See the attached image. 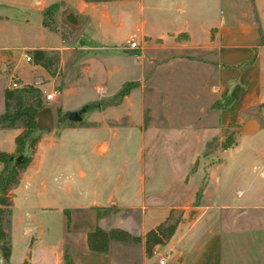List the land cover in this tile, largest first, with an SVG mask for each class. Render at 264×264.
<instances>
[{
    "label": "crops",
    "instance_id": "0c3cea01",
    "mask_svg": "<svg viewBox=\"0 0 264 264\" xmlns=\"http://www.w3.org/2000/svg\"><path fill=\"white\" fill-rule=\"evenodd\" d=\"M177 1L170 0L175 4ZM214 1L218 5L225 3V11H211L200 20H194L195 22L187 20L173 29L165 28L184 31L188 40L193 43L212 46L216 96L222 100L230 99V104L218 112V127L213 129L216 133L207 138L201 128L193 137L196 146L192 149V156L198 158L203 165L198 185L183 190L189 183L187 172L178 185L171 188L172 195L177 198L174 202L162 209L146 206L144 169H139L136 174L137 187L132 196L125 200L124 172L117 170L114 173L104 163L108 161L110 152H115L116 156L121 154L119 141L125 136L126 127H129V133L137 131L139 142L144 140L143 100L139 93L143 90L140 81L145 73L142 63L136 60L138 76L119 81L110 98L128 82H137L138 87L129 90L128 96H123L116 103L108 100L88 113L84 111V117L81 115L79 121L72 122L79 125L78 131H83L82 134L44 133L37 139L36 152L33 154L35 157L32 156L21 173L19 183L29 187L36 181L37 189H41V199H46L45 180L51 181L52 187L60 185L66 197L74 200V203L55 208L67 216L62 217L56 242L42 246L39 259L34 264H63V256L67 255L64 253L66 248L73 264H158L159 257L164 259L163 264H264V0H246L248 6L245 10H238L235 0ZM185 3L188 5L189 1ZM8 4L21 15L20 20L13 23L15 28L23 25L37 32L33 42L35 44L21 47L22 50L57 52L58 75L49 76L39 66L32 65L50 79L49 84L58 77L55 109L60 110L62 117L66 111L73 113L81 107H63V94H71L72 88L85 83L89 76L104 81V52L100 56L91 53L99 47L89 41L92 34L98 38L103 33L97 34L96 30H92L91 23L95 22L101 31L104 24H110L112 15L119 22L121 14L127 11L137 9L139 14L145 10L144 0H0V6ZM51 4H60L61 14L69 10L81 19L77 29L68 28L72 32L68 39L62 37L57 30L50 31L41 26V12ZM173 7L176 9V6ZM9 23L7 16H0V24ZM153 24L154 22L141 19L133 25L130 35L137 32L140 40L143 28H157H153ZM193 28L197 30L196 33L192 32ZM77 42L80 44L74 47ZM7 50L0 47V61L11 58L6 53ZM65 59L76 60L78 69L75 77L63 83ZM108 76L106 80L109 79ZM52 89L51 87L50 91ZM96 89L104 90L98 86ZM131 93L132 96L136 93L138 100L129 101ZM50 111L52 114L51 109ZM120 111L122 115L119 114ZM62 117L58 122L64 120ZM250 119L256 122L257 129L252 133H242L243 124ZM229 126L235 127L242 138L254 143L253 146L235 151L233 148L236 142H233L223 148L228 135L223 132L220 136L219 132ZM68 129L66 131L72 130ZM93 136H97L99 141L92 142ZM150 137L157 139L155 134H150ZM211 138H217L218 142L221 138L223 143L216 148H209ZM86 141H90L89 146L82 147V143ZM112 142L116 143L115 151H110ZM4 152L12 154L11 149ZM68 154L69 159L66 158ZM93 154L103 160L102 167L92 164ZM237 182H240L241 187L235 189ZM150 184L154 186L152 182ZM201 186L197 206H193L192 195ZM150 188L152 194L155 188ZM233 189L235 195H232ZM12 194L13 190L11 198ZM83 197L84 201L78 203L77 200ZM133 199H139L138 204L133 203ZM27 205L31 206L29 203ZM48 207L49 202L38 203V209ZM96 209H112L114 213L110 216L101 212L96 214ZM131 210L138 211L136 218L123 215L125 211ZM156 210H162V215L147 224V212L153 214ZM171 211H179L180 214L174 233L163 245L155 246L151 256H146L145 233L163 222ZM189 214L193 215L192 218H189ZM131 222L138 225L139 234L133 236L140 237L139 244L110 243L105 254L88 251L86 236L95 227L102 230L118 228L132 235L129 228ZM129 246H136V249ZM24 262L33 263L29 258Z\"/></svg>",
    "mask_w": 264,
    "mask_h": 264
},
{
    "label": "rangeland",
    "instance_id": "374dc122",
    "mask_svg": "<svg viewBox=\"0 0 264 264\" xmlns=\"http://www.w3.org/2000/svg\"><path fill=\"white\" fill-rule=\"evenodd\" d=\"M7 1L14 2L15 0ZM185 1H189V4L187 5ZM213 2L215 1L178 0L176 5L170 0H144L145 10L139 13L140 15L136 11L137 9H133V11L121 14L119 22H117L116 16L112 15L110 24H104L101 31L95 22L91 23L92 30H96L97 34L103 33L98 38L92 34V39L89 41H92L95 47H99L91 53L100 56L104 52V81L89 76L85 83L73 87L71 94H63L61 101L65 108H74L80 105L81 107L75 111L79 117L85 116L83 115L84 111L88 113L95 106L105 104L108 100L110 103H116L123 97L116 98L115 95L124 88L123 86L110 98L118 82L138 76L137 61L142 63L145 74L140 81L143 90L139 93V97L143 100L144 140L139 142L137 131L129 133V127H126L127 132L119 141L121 154L116 156L115 152H110L107 157L108 161L104 162L114 173L117 170L124 172L125 200L132 196L137 187L136 174L141 167L146 176V206H156L162 209L174 202L177 198L172 195L171 188L178 185L179 180L187 172L189 183L183 190L186 191L199 183L203 165L198 158L192 156V149L196 146L193 137L197 131H201V128L204 129L203 133L207 138L216 133L213 129L218 127V112L224 105L223 100L217 98L214 87V67L211 60L213 48L208 44L193 43L188 40L184 31L165 30V28L173 29L183 21L200 20L211 11L222 12L227 8L225 3L221 2L218 5ZM235 2L238 10H245L248 6L246 0H235ZM173 6H176V9ZM178 9L181 10L178 11ZM60 15L61 13L58 12L54 27L68 39L72 32L60 22ZM0 16H7L10 20L9 24H0V47L8 49L6 53L11 57L0 61V112H2L3 90L10 89L11 84L16 85L15 89L26 86L36 87L40 90L42 104L45 108L52 110L51 129L41 132L36 130L25 142V149L21 155L33 156L37 148H35L36 141L41 134L59 135L63 132L82 134L83 131H78L79 125L68 121L67 114L70 112L66 111L63 117H58L55 114L58 77L55 82L49 84L50 79L43 72L33 67L31 62H25L24 55H27L28 51L22 50L21 47L35 44L33 42L34 39L36 40V30L23 25H20V28H15L13 23L20 20L21 15L9 4L0 6ZM141 19L154 22L152 27L157 28L153 30L143 28L139 40L137 32L130 35V31L133 25ZM192 32L196 33L197 30L193 28ZM130 41L139 45L141 50H127ZM78 44L80 43L77 42L74 47H77ZM90 64L94 65L93 62ZM63 68L64 83L75 77L78 69L76 60L66 61L65 59ZM107 75H109L108 80H106ZM127 84L128 91L138 87L137 82H128L125 85ZM96 86L102 87L104 90L96 89ZM51 87L57 91V95L52 100L45 101L44 94L49 93ZM128 91L125 95L129 93ZM136 93L133 96L131 93L132 98L129 101L138 100ZM119 114L123 113L120 111ZM60 117L64 120L58 122ZM68 128L72 130L66 131ZM19 132L20 130L17 129L0 130V152L11 149V153H13V139ZM223 132L231 137L230 144L236 142L233 148L235 151L249 149L254 144L246 140L247 138H242L239 131L233 126L222 128L219 132L220 136ZM150 134H155L157 139L151 138ZM32 139H35V145L29 149V142ZM216 140L217 138L211 140L209 148H216L217 145L223 143L221 138L219 142ZM91 141L98 142L99 139L97 136H93ZM89 142L82 143V147H88ZM115 145L116 143L112 142L110 151H115ZM17 157L18 155H14L13 159ZM69 157L68 154L66 158L69 159ZM139 157L142 161L140 163ZM98 159L93 154L92 164L102 167L101 161L103 160L99 159V161ZM197 161L199 163L197 171L194 173ZM45 182L46 199H41V195H39L41 189H37L36 181L29 187L20 182L18 187L13 189L8 229L10 255L8 261L3 264H24L26 258H29L34 264L39 259L42 246H49L56 242L61 230L62 217L67 214L60 213L55 208L72 205L74 200L66 197L60 185L52 187L51 181L45 180ZM151 182L154 186H151ZM150 187L155 188L152 194H150ZM240 187V182H237L235 189ZM235 189L232 190V195H235ZM197 191L198 189L192 195L193 202ZM200 195L201 193H199V197ZM84 199V197L78 199L77 202L81 203ZM42 202H49L50 207L43 210L38 209V203ZM138 202L139 199H133V203L138 204ZM27 203L31 206H28ZM95 212L96 214L101 212L106 216L114 213L112 209H96ZM137 213L138 211L131 210L125 211L123 215H131L136 218ZM147 213L146 223L148 224L152 219L159 218L163 211L156 210L153 214ZM178 213L179 211H175L174 215L177 216ZM192 216L189 214V218ZM130 224L132 235L139 234L137 223L131 222ZM129 247L136 249V246ZM64 253L70 257L67 248ZM227 257L229 256L227 255Z\"/></svg>",
    "mask_w": 264,
    "mask_h": 264
},
{
    "label": "trees",
    "instance_id": "16d2710c",
    "mask_svg": "<svg viewBox=\"0 0 264 264\" xmlns=\"http://www.w3.org/2000/svg\"><path fill=\"white\" fill-rule=\"evenodd\" d=\"M60 7V4H51L41 12L42 27L50 31L57 30L54 25L57 21V13ZM61 36L63 37L62 34ZM27 55L30 57L31 64L39 66L49 76L58 75L57 52L32 50L28 51ZM127 87L128 84L124 85V88L115 95L116 98L125 96L128 91ZM223 102L222 109L230 104V99H224ZM2 105L0 130H20L13 139V153L0 152V263H6L10 255L8 229L10 224L11 192L18 185L21 173L31 161V155L24 156L21 154L25 149V142L37 130L35 114L45 108V106L41 102L40 90L33 86L3 90ZM54 111L56 116H61L58 108ZM230 143L231 137H228L223 144V148L228 147ZM34 145L35 139H32L29 142L28 148L32 149ZM14 155H18V157L13 159ZM201 192L202 186L194 195L193 206H197V199ZM174 214L175 211H171L163 222L145 233L144 252L146 256H151L152 249L155 246L163 245L172 236L180 221V214L178 213L177 216ZM110 243L137 245L140 243V237L133 236L118 228L102 230L98 227H95L86 236L87 249L91 253L105 254L108 251ZM24 264L26 263L24 262ZM63 264H73L70 257L66 254L63 256Z\"/></svg>",
    "mask_w": 264,
    "mask_h": 264
},
{
    "label": "water",
    "instance_id": "95a60500",
    "mask_svg": "<svg viewBox=\"0 0 264 264\" xmlns=\"http://www.w3.org/2000/svg\"><path fill=\"white\" fill-rule=\"evenodd\" d=\"M60 21L63 25H65L69 29H77L81 23V19L77 18L71 11L66 10L64 11L61 16H60ZM68 120L72 122H77L80 120V117L78 113L73 112L67 114ZM36 118V129L38 131H48L52 127V114L50 109L48 108H43L40 111H38L35 114ZM257 129L256 122L252 119L246 121L242 128L241 132L242 133H252L254 130ZM18 160V159H17Z\"/></svg>",
    "mask_w": 264,
    "mask_h": 264
},
{
    "label": "built area",
    "instance_id": "2783aa9c",
    "mask_svg": "<svg viewBox=\"0 0 264 264\" xmlns=\"http://www.w3.org/2000/svg\"><path fill=\"white\" fill-rule=\"evenodd\" d=\"M139 45H137L134 41H130L128 46H127V50L129 51H137V50H141L140 47H138ZM25 62H31L30 57L25 55L24 56ZM16 85L15 84H11V88L10 89H15ZM57 95V91L56 90H51L49 93L44 94V99L45 101H50L54 98V96ZM164 259L162 258H158V264H163Z\"/></svg>",
    "mask_w": 264,
    "mask_h": 264
}]
</instances>
